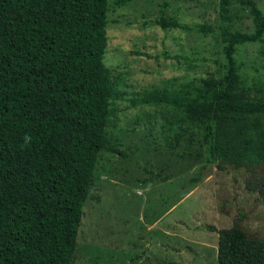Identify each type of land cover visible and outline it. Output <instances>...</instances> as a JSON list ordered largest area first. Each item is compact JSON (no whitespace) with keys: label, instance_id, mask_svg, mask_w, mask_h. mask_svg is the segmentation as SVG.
<instances>
[{"label":"trees","instance_id":"1","mask_svg":"<svg viewBox=\"0 0 264 264\" xmlns=\"http://www.w3.org/2000/svg\"><path fill=\"white\" fill-rule=\"evenodd\" d=\"M233 4L247 11L250 30L233 27ZM109 8V0H0V264H72L97 160L110 151ZM219 20L220 69L183 96L154 92L139 102L173 103L202 127L205 162L191 184L216 162L245 168L246 188L264 197V75L247 85L237 59L240 45L264 39V12L255 0H220ZM208 228L218 233L216 264H264V238L237 221Z\"/></svg>","mask_w":264,"mask_h":264},{"label":"rangeland","instance_id":"2","mask_svg":"<svg viewBox=\"0 0 264 264\" xmlns=\"http://www.w3.org/2000/svg\"><path fill=\"white\" fill-rule=\"evenodd\" d=\"M255 1L264 12V0ZM219 3L109 0L103 61L115 89L106 125L110 151L97 160L72 264H216L218 233L208 226L235 221L248 236L264 238V197L246 188L251 174L211 162L191 184L205 162L202 127L184 122L173 103L139 102L154 92L183 96L220 69ZM161 16L181 26L163 28ZM231 18L234 28L251 29L240 5L233 4ZM237 59L247 85L263 78L264 39L240 45Z\"/></svg>","mask_w":264,"mask_h":264},{"label":"clouds","instance_id":"3","mask_svg":"<svg viewBox=\"0 0 264 264\" xmlns=\"http://www.w3.org/2000/svg\"><path fill=\"white\" fill-rule=\"evenodd\" d=\"M30 140V137H25V142L27 143Z\"/></svg>","mask_w":264,"mask_h":264},{"label":"crops","instance_id":"4","mask_svg":"<svg viewBox=\"0 0 264 264\" xmlns=\"http://www.w3.org/2000/svg\"><path fill=\"white\" fill-rule=\"evenodd\" d=\"M216 253H217V247H216V250H215V258H216Z\"/></svg>","mask_w":264,"mask_h":264}]
</instances>
